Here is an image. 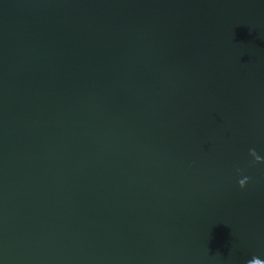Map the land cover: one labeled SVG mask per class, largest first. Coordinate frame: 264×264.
<instances>
[{
  "label": "water",
  "instance_id": "water-1",
  "mask_svg": "<svg viewBox=\"0 0 264 264\" xmlns=\"http://www.w3.org/2000/svg\"><path fill=\"white\" fill-rule=\"evenodd\" d=\"M0 264H264V0H0Z\"/></svg>",
  "mask_w": 264,
  "mask_h": 264
},
{
  "label": "clouds",
  "instance_id": "clouds-1",
  "mask_svg": "<svg viewBox=\"0 0 264 264\" xmlns=\"http://www.w3.org/2000/svg\"><path fill=\"white\" fill-rule=\"evenodd\" d=\"M247 180H248V177L244 181H242L240 185L243 186Z\"/></svg>",
  "mask_w": 264,
  "mask_h": 264
}]
</instances>
